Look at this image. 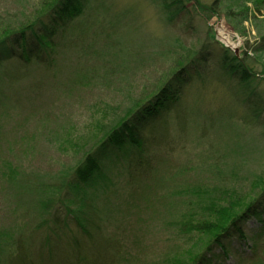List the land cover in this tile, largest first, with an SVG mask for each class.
Wrapping results in <instances>:
<instances>
[{
	"label": "rangeland",
	"instance_id": "374dc122",
	"mask_svg": "<svg viewBox=\"0 0 264 264\" xmlns=\"http://www.w3.org/2000/svg\"><path fill=\"white\" fill-rule=\"evenodd\" d=\"M42 1L0 0V25L13 15L29 19L31 13H25ZM169 1L106 0L105 9L101 1L102 13L88 9L95 24L84 42L94 53L80 60L79 53L69 48L72 37L66 42L61 37L54 71L34 67L42 72L12 87L0 81V264L28 234L42 237L43 230L53 228L51 212L66 214L55 208H61L58 198L65 192L57 194L56 182L70 179L90 151L96 126H107L120 116L159 77L181 65L189 70L188 59L200 50L211 65L222 52L220 46L233 52L248 71L259 73L264 68V1L220 0L219 13L209 20L191 2L177 9L168 6ZM220 28L226 30L222 35ZM221 37L229 38L230 45ZM256 76L264 78L261 73ZM81 78L91 80L81 86L77 83ZM257 89L264 93V87ZM228 91L213 92L191 80L186 102L181 103L188 110L186 131L180 135L171 128V143L146 154L152 169L147 177L132 180L124 164L108 162L91 186L72 188L61 199L60 205L75 213L92 205L101 216L104 233L119 242L121 258L115 264H166L165 259L182 247L197 253L207 240L187 245L182 223L203 216L213 191L216 200L217 190H250L249 175L264 164V133L240 120L237 107L230 115L217 108L221 102L239 103L231 88ZM104 111L107 124L95 123ZM242 227L245 237L226 240L225 254L214 248L209 256L214 264H264L260 248L254 258L247 250L255 224L249 221ZM68 236L74 245L75 239L80 241L78 233ZM39 253L25 264H60L58 259L73 258L58 254L57 247Z\"/></svg>",
	"mask_w": 264,
	"mask_h": 264
},
{
	"label": "trees",
	"instance_id": "16d2710c",
	"mask_svg": "<svg viewBox=\"0 0 264 264\" xmlns=\"http://www.w3.org/2000/svg\"><path fill=\"white\" fill-rule=\"evenodd\" d=\"M101 1V7L105 9L106 0ZM101 1L94 0L93 4L88 0H43L35 10L33 8L31 12L25 13H31L29 19L22 21L13 15L7 22L2 23L0 81L4 80L3 85L12 87L24 83L32 75L42 72L41 69L54 71L52 66L55 59H58L60 49L57 41L61 37L65 42L68 36L72 37L69 40V48L79 53L80 60L94 53L91 44L84 42L88 28L95 24L93 22L92 25L88 9L102 13L98 9V3ZM263 1L253 0L256 4ZM186 2H191L197 13L205 19L209 20L219 13L220 0H170L168 6L185 9ZM99 28L103 29V25ZM220 47L222 52L216 54L218 58L211 65L207 55L200 50L188 59L189 70L187 66L181 65L171 74L159 77L152 88L134 100L120 116L111 119L107 126H96V137L89 143L91 149L72 170L70 179L61 177L60 182H56L58 186L53 184L57 194L65 191L58 198L61 208H55L64 209L66 214L53 215L51 212L53 228L45 233L43 230L40 234L42 237L28 234L26 241L17 242L15 250L7 253L5 264H25L33 257L37 258L42 248L55 250L56 247L58 254L73 257L63 258L62 261L58 259L60 264H115L121 258L117 253L119 242L104 233V223L92 205L86 204V211L84 208L75 213L68 210V207L61 206L60 201L67 197L72 188L76 189L79 185L91 186L95 179L102 176L103 164L108 162L119 166L124 164L132 180H136L139 175L147 177L152 169L146 154H149L153 147L171 143V128H175L180 135L186 131L185 119L188 110H184V106L182 109L181 103L182 100L186 102L185 90L191 80L213 92H229L228 89L231 88L235 97L233 99H237L239 103L234 101L236 106L233 103L223 105L220 100V106L217 108L230 115L237 107L241 110L237 116L240 120L246 125L261 128L264 133V93L257 91V88L264 87V78L256 76L260 73L264 75V68L259 73L250 72L233 52L226 47ZM177 63L180 64V61ZM34 67L40 70H34ZM80 71L82 72L83 68ZM90 80L81 78L77 83L87 86ZM2 106L0 100V110ZM105 107L108 105H104ZM105 114L106 111L95 123L105 122ZM102 118H105L104 121ZM250 176H253L249 183L250 190H217L216 200L213 191L203 216L198 219L196 216L193 222L188 221L191 224L187 221L182 223L183 230H187L183 231L187 245L190 242L202 241V238L207 241L197 253L190 250L184 252L183 247L178 249L165 259L166 264H214L209 257L212 256L210 254L214 248L218 247L221 253L225 254V241L232 236L243 239L245 232L242 225L249 221H252L255 227L252 229L254 234L247 250L252 258L257 256L259 248L264 253V164L258 172ZM70 216H73V219ZM76 233L80 235V241L75 239L74 245L69 242L68 235ZM94 233H100V236L94 238Z\"/></svg>",
	"mask_w": 264,
	"mask_h": 264
},
{
	"label": "bare ground",
	"instance_id": "6f19581e",
	"mask_svg": "<svg viewBox=\"0 0 264 264\" xmlns=\"http://www.w3.org/2000/svg\"><path fill=\"white\" fill-rule=\"evenodd\" d=\"M221 32H226V30H225L224 28H220V35H222ZM221 38H222V40H224V42H225L226 44L230 45V44L227 42V40H226V39H229V38H226V39H224V37H221Z\"/></svg>",
	"mask_w": 264,
	"mask_h": 264
}]
</instances>
